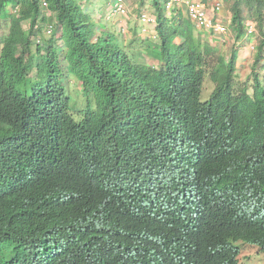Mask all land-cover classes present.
Segmentation results:
<instances>
[{
  "label": "trees",
  "instance_id": "16d2710c",
  "mask_svg": "<svg viewBox=\"0 0 264 264\" xmlns=\"http://www.w3.org/2000/svg\"><path fill=\"white\" fill-rule=\"evenodd\" d=\"M221 1L236 40L244 36L247 22L259 30L254 55L258 64L264 59V0ZM130 2L136 17L149 10L156 19L159 49L150 56L160 63L157 70L133 63L117 44L119 28L116 33L115 28L101 26L103 16L93 18L79 0H0V264H30L31 246L51 254L57 264L84 250L103 251L114 264L132 245L125 236L110 234L105 222L89 216L85 209L94 208V200L79 202L64 190L47 194L48 189L59 188V153L75 140L69 133L73 128L85 133L101 122H113L128 135L141 137L151 159L166 166L165 149L175 131H187L189 141L204 155L222 149L199 129L201 123L220 122L227 129L214 130L230 138L232 147L229 156L210 157L214 182L242 177L264 185V178L252 173L243 155L248 142L264 140L260 81L255 78L254 92L241 84L243 97L235 98L236 110L224 102L217 110L201 106L198 99L204 76L211 77L220 92L228 91L236 81V50L226 59L199 44L182 10L165 15L164 0ZM50 18L52 28L46 34ZM64 67L89 97L86 110L74 117L77 120H71L62 101ZM52 102L58 104L55 111ZM94 103L107 106L100 117L89 115ZM239 242L264 249V227L219 224L203 235L179 233L163 240L166 248L191 255L192 264H238ZM159 254L154 264H160Z\"/></svg>",
  "mask_w": 264,
  "mask_h": 264
},
{
  "label": "clouds",
  "instance_id": "9594fccd",
  "mask_svg": "<svg viewBox=\"0 0 264 264\" xmlns=\"http://www.w3.org/2000/svg\"><path fill=\"white\" fill-rule=\"evenodd\" d=\"M125 5L129 14V6L126 2ZM108 7L113 12L111 0ZM172 12L165 11V15H170ZM142 13L155 19L149 10L141 11L136 17L139 25L133 34L135 39L132 43H141L140 46H136L131 53L126 51L132 44L118 40L121 34L125 33L123 28H119L121 34L117 36V44L124 48L133 63L147 64L157 70L161 65L150 56L151 52L157 53L159 49V38L155 33L156 19L154 24H144L140 20ZM182 13L186 17L184 10ZM187 20L193 26L195 36L193 38L199 44L209 46L214 52L219 51L226 59L233 50H236V69L239 53L248 51L249 58L254 57L260 38L259 30L254 24L247 22L244 36L236 40L230 26L228 28L225 25L227 28L225 34H216L211 30L198 28L188 18ZM48 21L50 22L49 19ZM51 24L52 21L45 25L46 34H50ZM249 26L255 27L256 34H247ZM204 34H207L211 40H206ZM219 39L223 44L232 43L228 53L216 48ZM38 41L34 43L37 44ZM175 42L178 43L180 40L177 38ZM239 44L240 46H237ZM137 50L140 52L138 55ZM143 57L148 58V62ZM64 65L62 62V66ZM62 71L65 76L63 104L71 120L80 119L74 117L86 110L89 97L80 82L70 78L71 75L66 72L65 67ZM255 78L260 81L257 75L251 72L250 76L241 82L236 74V81L234 80L230 85V89L220 92L218 84L206 75L200 86L199 104L217 110L219 104L224 102V105L229 104L236 110L238 107L235 98L243 97L241 84L254 92L252 86ZM68 81L74 82L79 88L80 95L75 102L69 95ZM260 84L264 94V86L261 82ZM50 105L53 111L58 109L56 102ZM106 108L107 106L102 103H94L89 115L100 117ZM216 127L227 129L220 122H204L199 125L201 133L211 137L223 147L212 151L209 155H204L203 151L193 146L186 136L187 131L173 132L165 149L166 155L169 156L166 166L151 159V152L143 146L141 137L128 135L126 129L118 127L113 122H101L96 128L85 133L78 128L70 129L69 133L76 137L73 142H67L66 150L59 153V162H57L59 188L48 189L47 194L64 190L79 202L94 200L96 206L85 209L89 216L99 222H105L110 234L125 236L132 244L127 254L116 261L117 264H154L158 251L162 252L158 255L160 264H192L191 255H187L183 250L174 251L166 248L163 240L169 241L170 235H179V233L203 235L219 224L248 229L264 227V185L258 186L242 177L216 184L210 174L213 162L209 160L210 157L215 159L229 156V148L232 147L231 139L218 135L214 130ZM260 131L264 139V128H260ZM243 155H246L245 161L252 173L260 174L264 178V140L248 142V146L243 147ZM34 181L41 187L43 193H46L47 190L41 182L36 179ZM233 181L241 185L230 184ZM239 187H242L243 191ZM236 246L238 264L243 255L244 259L251 260L257 254H264V249L256 244L239 242ZM250 248L255 250L251 251ZM168 249L169 251L165 253ZM189 250L192 252L191 246ZM89 251L84 250L70 255L67 259H62L65 263L59 264H113L105 252ZM246 252H255V254ZM28 253L30 264H57L51 254L45 255L38 246H31Z\"/></svg>",
  "mask_w": 264,
  "mask_h": 264
},
{
  "label": "rangeland",
  "instance_id": "374dc122",
  "mask_svg": "<svg viewBox=\"0 0 264 264\" xmlns=\"http://www.w3.org/2000/svg\"><path fill=\"white\" fill-rule=\"evenodd\" d=\"M109 1L110 0H90V1L89 0H79V2L81 3L83 7V10H86V13L91 14L93 18L99 19L101 16H103L101 19H99L101 26L105 25L111 31H113L115 28L116 33H117V28L124 29L125 31L124 34H121V32H119L122 36H120L118 40L120 42H126V44H132L130 48L126 50L127 52L131 53L133 50L136 49V46H140L141 44L138 42L132 43L134 42L133 40L135 39L133 34L136 32L138 25H139V23L137 22L136 16L133 14L131 10L132 9L131 4H134V3L133 2L131 3L130 0H124V2H126L129 6L128 7L129 14H126L125 16H120L118 14H115L114 11L112 12V10L108 7ZM101 7L104 9L103 15H102V12H100ZM223 16H226L228 18L230 17L226 13V9L224 10V6H223ZM49 20L50 22L53 21L52 18H50ZM228 28H229V25H228ZM0 38H1V33H0ZM44 38L45 40L47 39L46 37ZM204 38H206V40L208 41L211 40V38L207 34H204ZM231 44H232L231 42L228 45L223 44L222 41H220L219 39L216 48L221 49L222 51L228 53L230 51V47L232 46ZM237 46H240V44ZM34 52L36 51L33 49V53ZM139 53L140 52L137 50L136 54L138 55ZM143 58L146 62H148V58L146 57H143ZM251 58L252 59L249 58L248 54L239 53L236 74H238L239 80L241 82H244L247 79V77L250 76V73L253 72V74L257 75L260 82L264 86V61L261 60L258 64H256L254 61V57H251ZM67 85H68L69 95L73 99V102H75L80 95L79 88L75 85L74 82L70 83L68 81ZM250 250L254 251L255 249L250 248ZM246 253L248 254L250 253L253 255L255 254V252H246ZM243 257L244 255L239 260V264H264V254H257L254 257H252L251 260L244 259Z\"/></svg>",
  "mask_w": 264,
  "mask_h": 264
},
{
  "label": "built area",
  "instance_id": "2783aa9c",
  "mask_svg": "<svg viewBox=\"0 0 264 264\" xmlns=\"http://www.w3.org/2000/svg\"><path fill=\"white\" fill-rule=\"evenodd\" d=\"M112 9L115 14L125 16L128 13L124 0H111ZM205 1V2H204ZM164 0V9L171 12L174 9L184 10L186 17L198 28L211 30L216 34H225L227 28L220 24L214 18L223 12V3L221 0ZM140 20L144 24H154L155 19L146 13H142ZM256 34L254 26H249L248 35Z\"/></svg>",
  "mask_w": 264,
  "mask_h": 264
},
{
  "label": "crops",
  "instance_id": "0c3cea01",
  "mask_svg": "<svg viewBox=\"0 0 264 264\" xmlns=\"http://www.w3.org/2000/svg\"><path fill=\"white\" fill-rule=\"evenodd\" d=\"M204 1V0H203ZM205 2V1H204ZM214 18L216 19V21L218 23H221V24H224L226 26H228V23L230 22V18L226 17V16H223V12L219 15H214ZM245 54H248V56H250L249 52L248 51H245L243 52Z\"/></svg>",
  "mask_w": 264,
  "mask_h": 264
}]
</instances>
